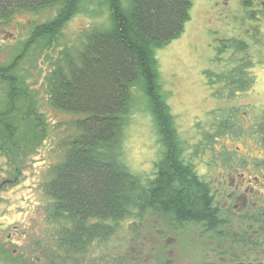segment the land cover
Instances as JSON below:
<instances>
[{
  "label": "trees",
  "instance_id": "1",
  "mask_svg": "<svg viewBox=\"0 0 264 264\" xmlns=\"http://www.w3.org/2000/svg\"><path fill=\"white\" fill-rule=\"evenodd\" d=\"M88 3L95 7H86ZM47 10L55 16L43 23L32 21L28 35L0 62V158L15 168L13 183L27 157L50 132L28 82L25 62L35 57L49 60L50 70L43 79L48 103L69 118L61 157L42 180L45 219L57 229L50 247H44L47 264H93L94 260L83 262V258L96 240L107 241L125 219L142 224L147 216L178 227L199 225L213 234V240H221L235 215L243 244H255V233L264 243L261 201L236 214L230 206L227 216H222L212 183L183 159V144L171 131L155 52L181 36L190 1L0 0V27L18 14ZM79 13L93 19L94 26L65 46L60 41L62 31ZM234 82L242 89L247 86L245 79ZM140 110L154 118L161 145V159L146 181L129 177L114 157L129 116ZM261 132L260 128L257 136L264 146ZM235 238L233 242H239ZM0 255L2 264H37L36 258L15 256L2 244Z\"/></svg>",
  "mask_w": 264,
  "mask_h": 264
},
{
  "label": "rangeland",
  "instance_id": "2",
  "mask_svg": "<svg viewBox=\"0 0 264 264\" xmlns=\"http://www.w3.org/2000/svg\"><path fill=\"white\" fill-rule=\"evenodd\" d=\"M189 1L191 10L183 33L155 52L159 83L171 131L185 149L183 159L191 162L198 176L212 183V191L220 193L218 198L226 202L230 200L225 197L233 198L232 213L236 214L256 207L258 201L264 205V146L257 136L260 128L264 133V75L256 71L264 64V0ZM54 16L53 10L25 13L4 23L0 27V62L28 35L32 21L43 23ZM93 22L87 14H77L63 29L61 43L70 45L89 33ZM49 64V60L35 57L25 62L24 68L50 132L41 147L27 157L18 184L12 182L15 168L0 158V183L4 181L0 185V244L15 256L21 253L36 258L37 264L48 263L44 247H50L57 231L45 219L42 180L49 166L59 161L61 142L69 132L67 114L48 103L43 79ZM238 79L247 81L244 89L234 82ZM136 113L157 132L150 112ZM152 173L154 166L147 179ZM236 195L241 196L234 198ZM222 205L226 208L229 204ZM224 208L222 216H227ZM236 222L235 215L231 216V226L223 229L233 233L231 239L215 242L213 234L199 225L178 227L157 216H147L142 224L134 218L125 219L107 241L94 242L83 262L161 264L166 259L167 264H207L217 259V264H230L228 258L218 256L229 251L225 247L233 245L234 234H243Z\"/></svg>",
  "mask_w": 264,
  "mask_h": 264
},
{
  "label": "clouds",
  "instance_id": "3",
  "mask_svg": "<svg viewBox=\"0 0 264 264\" xmlns=\"http://www.w3.org/2000/svg\"><path fill=\"white\" fill-rule=\"evenodd\" d=\"M256 71L264 75V64L259 65ZM160 153L161 145L155 128L148 127L141 115L133 112L115 149L116 166L132 179L146 181L153 166L161 159Z\"/></svg>",
  "mask_w": 264,
  "mask_h": 264
},
{
  "label": "flooded vegetation",
  "instance_id": "4",
  "mask_svg": "<svg viewBox=\"0 0 264 264\" xmlns=\"http://www.w3.org/2000/svg\"><path fill=\"white\" fill-rule=\"evenodd\" d=\"M256 181H257V179H256ZM219 195H220V193L218 194V196ZM237 198H239V197H237ZM218 201H220L219 202L220 208H222V207L224 208L225 205L224 206L222 205L223 200H221V198H219ZM255 202H256V200H255ZM225 203L229 204L228 207L224 208L225 210H227V209H229V206H231L232 204H231V201L225 202ZM232 208H233V205H232ZM262 208H264V205ZM224 233L227 235V237L222 238V239L228 240V239L232 238L231 236L233 235V233H228L227 231ZM242 233H243V230H242ZM234 236H236L235 240L237 239L239 242L233 243V245L229 244L227 247H225V249L229 250V251L224 250L223 252H221L220 253L221 257L218 256V259H223L226 257L230 261V264H264V243L259 242V240H260L259 234L255 233L254 238L256 239V243L252 244V245L251 244H243L241 242L242 234H237V235L234 234ZM211 241H212V239H211ZM215 242H217V241L215 240ZM232 249H234L235 253H232ZM160 251L165 252L164 250H160ZM225 254H227V255H225ZM165 260L166 259H162L160 261L161 264H167V262H165ZM206 262H207V264H217V262H220V261H217V259L216 260L211 259L210 261H206ZM221 262H224V261L221 260ZM93 263L94 264H106V262H102V261L99 262V260L97 262H93ZM124 264H127V262H125ZM158 264H160V263H158Z\"/></svg>",
  "mask_w": 264,
  "mask_h": 264
}]
</instances>
